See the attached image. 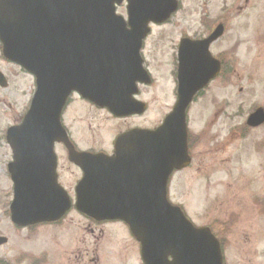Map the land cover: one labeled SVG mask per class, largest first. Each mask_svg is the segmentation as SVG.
I'll return each instance as SVG.
<instances>
[{
  "label": "water",
  "instance_id": "1",
  "mask_svg": "<svg viewBox=\"0 0 264 264\" xmlns=\"http://www.w3.org/2000/svg\"><path fill=\"white\" fill-rule=\"evenodd\" d=\"M126 1L129 30L115 16L114 4L122 0H0L3 55L32 73L37 87L23 122L7 136L18 153V163L9 168L15 187L11 220L20 227L56 221L70 207L56 184L54 164L30 163L38 151L45 162L55 160L53 144L65 139L60 113L71 91L125 112L121 105L136 93L135 83H148L140 57L147 24L165 22L177 4ZM221 33L219 26L198 44L182 41L180 97L159 128L120 137L114 158L70 152V160L84 172L76 208L98 221L128 224L141 243L144 264H221L219 245L209 231L194 229L165 196L170 172L187 161L185 109L200 85L192 82L191 69L216 65L207 50ZM262 121L258 112L249 124ZM5 242L0 238V245Z\"/></svg>",
  "mask_w": 264,
  "mask_h": 264
},
{
  "label": "rangeland",
  "instance_id": "2",
  "mask_svg": "<svg viewBox=\"0 0 264 264\" xmlns=\"http://www.w3.org/2000/svg\"><path fill=\"white\" fill-rule=\"evenodd\" d=\"M181 1V10L170 23L151 27L152 31L142 51L145 65L149 66L154 77H160L155 84L145 88V94L140 97L148 104L144 118L125 122H111L107 119V122L103 113H96L82 103L73 101L72 107L77 106L76 110L79 111L75 113L80 115L75 114L76 116L68 118V125L72 126L73 136L81 148H91L97 143V140L92 137V135L97 136L95 130L102 136L104 132H107V136L103 137L109 141L107 138L124 128L121 126L156 125L164 118L170 105L172 106L170 67L175 65L176 45L181 35L185 32L191 33L194 30L195 21L199 18L214 22L226 20L227 31L223 39L215 45L213 52L224 54L227 65L231 67L232 79L234 78L235 83L225 88V95L229 96L226 102L225 126L218 132L217 124L213 127V132L217 131L219 140L224 141L227 146L228 157L232 158V161L226 163L229 177L233 179L236 174H239L242 180L239 196L241 209L238 213L231 215L232 228L229 238L231 248L230 255L227 256V264H264V216L260 214L256 216L257 211L250 207L256 199L258 202L264 200L259 198V194L264 193V128L261 131L249 133L248 136L243 135L237 141H232L233 139L227 136L229 127L237 129L244 124L246 112L254 101H261L259 103L261 105L264 102V0ZM13 67L0 60V71L6 73L10 79L7 88L0 89L1 125L9 122L11 111H16L18 114L26 110L27 103L33 95V77L19 68L17 72H14ZM240 87L243 89L241 94L238 93ZM240 104L242 107L239 117L236 107ZM194 114L193 127L200 129L202 121L198 119L201 118ZM88 125L91 126L90 130L87 128ZM2 130L3 128H0V131ZM207 140L204 143L208 144ZM64 164L66 166V157L61 159V167H63L62 170L59 169L60 180L65 184H72V182L74 184L76 173L74 169L65 172ZM227 176L226 172L222 177L225 188L214 187L215 190H212L216 184L213 178L204 180L203 174H195L194 171L191 173L185 169L173 176L169 186V199L179 204L197 226L212 223L221 216L223 206L218 205L223 196L220 198L219 195L227 191L230 183ZM244 177L251 180H245ZM0 178H2L0 236L7 238L6 244L0 247L1 262L5 264L36 262H41L40 264H142L139 245L126 228L118 223L93 224L74 208L66 214L59 225H42L32 229L16 227L9 220L7 213L8 202L12 198L11 182L8 179L4 181L2 170H0ZM235 221L236 224L233 227ZM245 235L252 238V242L255 243V252L251 251L252 261L240 258L239 253L245 247L243 242Z\"/></svg>",
  "mask_w": 264,
  "mask_h": 264
},
{
  "label": "flooded vegetation",
  "instance_id": "3",
  "mask_svg": "<svg viewBox=\"0 0 264 264\" xmlns=\"http://www.w3.org/2000/svg\"><path fill=\"white\" fill-rule=\"evenodd\" d=\"M178 3V10L177 12L170 18L171 20L177 15V13L181 10L182 7V1L181 0H176ZM115 12L121 16L124 22H127V3L123 1L121 4L115 6ZM199 20V21H198ZM194 27V30L191 33L185 32V34L181 35L177 45H176V54H175V65H171L170 71L171 75L169 72L170 77L172 78V90H171V95H172V106L175 105L178 99V72H177V50L179 47V42L181 39L184 38H189L191 41L198 42V41H203L208 39L213 32L221 26L223 29V33L213 42H211L208 46L209 50V55L212 59L217 60V67L218 71L217 74L211 78L208 79L204 88L198 90L194 96L192 97L191 103L188 106L186 110V118H187V134H188V149H187V155L189 158V165L186 170L191 171V173L194 171V173H199L203 174V179L207 180L208 178H213V181L216 182L215 186H213L212 190H215L214 187H222L225 188L224 183H222V177L224 173L227 172L228 176V182H230L227 186V191L225 194L219 195V197L223 199H220L217 202L219 203L218 206L222 205L223 207L221 210V216L217 219V221H214L212 223H206L204 225H200L201 227L208 228L213 236L217 239V241L220 244L221 247V252L223 256V261L224 264L226 262L227 264V256L230 255L229 249L230 243H229V238L231 237V220H232V214H236L239 212L241 209V203L239 200V196L241 194V178L239 174H236L233 179L229 177V172L226 169V163L228 161H232L231 156H229L227 149H226V144L224 141H220L218 137V133L220 128H224L225 126V113H226V102H228L227 97L225 95V88L227 85L235 83L234 78L232 79V73H231V67L227 65V62L225 61L224 54H215L213 52V48L215 45L223 39V36L225 32L227 31V21L226 20H218L216 22L214 21H204L203 19L199 18L197 19ZM153 26H161L153 23H149L147 25L148 29L150 30L151 33V27ZM190 29V28H188ZM150 35V34H149ZM147 41V39H146ZM145 41V42H146ZM2 53V45L0 43V55ZM223 57V58H222ZM0 60H2V57L0 56ZM3 61V60H2ZM5 61V60H4ZM7 63V62H6ZM10 66H14L13 70L14 72H17V68H19L22 72H25L21 67L18 65H14L12 63H8ZM144 68L147 70L149 73V82L144 85H138L136 88V93H134L131 97V100L126 101L125 106H126V113L125 114H117L120 113V111L113 113L112 111L109 110V108L105 106H101L95 102H92L90 100L82 98L80 95H78L76 92H72L69 97L66 100V103L62 109L61 112V117H60V122L67 134V137L69 139V147L75 149L76 152H86L89 154H97V153H103L107 156H112L114 155L115 151V141L116 139L123 133H126L130 130L133 129H154L158 127L161 123L162 120L159 121L156 125L154 126H144L140 124H134L133 126H121L124 127L120 131H118L116 134H113L110 136L109 139L106 140L103 136H107V132L100 134L99 131H96L97 136L92 135L94 139H96L97 143L91 147V148H81L79 146L78 141L74 138L73 134L74 131L72 129L71 125H68V118H72L76 115H80V113H75L76 107H72V102L77 101L79 103H82L83 106H86L88 109L91 111H94L96 113H103L104 116H106L105 120L108 122L110 120L111 122H118V121H128V120H135V119H140L141 117L144 118V114L148 110V104L141 99L140 97L144 95L145 88H148V86L155 84L160 77H154V73L150 70L148 65H143ZM9 72L11 73L10 69ZM0 73L3 75L5 78V86L4 88L0 89H5L10 83L9 77H7L6 73H3L0 71ZM31 75V74H30ZM32 76V75H31ZM33 77V76H32ZM34 79V77H33ZM194 80V78L192 79ZM237 85V84H236ZM35 89V80H34V86H33V93ZM242 87L238 89V93H242ZM142 91V93H141ZM33 96V95H32ZM237 97V95H236ZM32 98V97H31ZM31 98L28 101L27 108L26 110L20 112L17 114L16 111L10 112L9 113V122H4L2 125L0 124V128H3L2 131H0V170H2V175L4 178V181L8 179V181L11 182V189L12 192L14 190V183L12 181V174L10 172L9 166L14 164L15 162L18 163V153L16 150H14L8 143L7 141V132L8 129L11 127H16L22 120L25 112L27 111ZM232 101V99H231ZM261 101L257 102L254 101L252 105L249 107L248 111L246 112L245 116V121L243 125H240L237 129L236 128H230V131L228 133V137L232 138V141H237L239 140L243 135L248 136L249 133L252 132H257L261 131L264 128V121L262 124L256 126V127H250L247 125L246 120L248 116H250L253 113H260L261 116H264V102L263 104H259ZM242 105H238L236 109L238 110V116L240 117V111H241ZM170 108L168 111L164 114V116L170 111ZM200 109V110H199ZM197 111V112H195ZM195 112V114H194ZM236 113V111H235ZM76 114V115H75ZM193 114L200 117L201 119H198V121H202V126L200 129H195L194 126V121H193ZM2 118V116L0 115ZM108 119V120H107ZM219 125L217 128V131L213 132V127H216V125ZM89 130L91 129V126L88 125L87 127ZM92 133V132H91ZM106 133V135H105ZM215 133V134H214ZM93 134V133H92ZM210 137L208 140L206 138ZM226 135L224 136V138ZM218 138V139H217ZM236 138V139H235ZM99 140V141H98ZM105 142H104V141ZM207 140V143H204V141ZM204 143V144H203ZM67 144L65 140L63 142H58L54 144L53 151H54V161L50 162L47 161L45 162L41 157V152L38 151L36 152L38 158L35 159L32 157V163L37 166H44L46 163L49 164H54V172L56 175V181L58 185L67 193V195L70 198L75 197L76 193V186L78 185L79 181L82 178V172L80 168L70 160L69 156V150L67 147ZM262 144V143H259ZM66 157V166L64 164V167L66 168L65 172H69L71 169H74L76 173V178L74 180V184H65L61 182V177L59 174V169L62 170L61 167V159H65ZM228 157V158H227ZM126 163V161H124ZM128 164V163H127ZM182 171V170H181ZM245 180H251L247 177H244ZM191 179L194 181V178L191 176ZM191 181V182H193ZM0 182H2V178H0ZM225 190V189H224ZM11 192V196H12ZM217 196V195H216ZM214 197V196H213ZM259 198L262 200L264 199V193L259 194ZM12 199L8 202V207L10 206V202ZM252 207L255 211L256 216L258 214L264 216V200L261 202H258V199H256L253 203H251ZM7 207V208H8ZM234 209V210H231ZM8 213V211H7ZM225 217L223 218V216ZM223 218V219H222ZM235 219V217H234ZM87 221L93 223V224H104L102 223H97L93 220H88ZM236 220V219H235ZM57 222L50 223V225H57ZM236 221L233 224V227H235ZM244 246L240 254V258L242 260H247V261H252V254L251 251L255 252V243L252 242V238L249 236L245 235V240L243 239ZM16 261V260H14ZM29 262V260H28ZM35 262V261H34ZM45 261H43L44 263ZM41 262H36L34 264H40ZM0 264H5L0 261Z\"/></svg>",
  "mask_w": 264,
  "mask_h": 264
}]
</instances>
